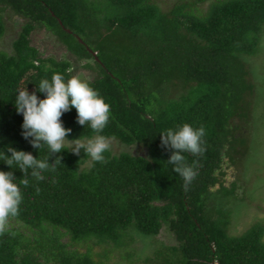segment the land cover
<instances>
[{
  "label": "trees",
  "instance_id": "trees-1",
  "mask_svg": "<svg viewBox=\"0 0 264 264\" xmlns=\"http://www.w3.org/2000/svg\"><path fill=\"white\" fill-rule=\"evenodd\" d=\"M168 2L0 0V39L3 16L17 21L9 50H0V151L48 155L22 137L14 101L24 87L43 99L36 89L53 73L79 75L99 92L110 105L102 134L128 149H110L106 163L64 150L44 181L21 185L20 214L0 234V264H108L115 250L114 264H264V220L231 234L250 204L236 180L226 185L264 131V0ZM76 115L61 117L71 129L65 139L91 138ZM184 123L206 132L203 155L184 154L199 161L187 191L159 135ZM0 171L17 183L23 176L3 161ZM164 226L174 244L135 252V238Z\"/></svg>",
  "mask_w": 264,
  "mask_h": 264
},
{
  "label": "clouds",
  "instance_id": "clouds-1",
  "mask_svg": "<svg viewBox=\"0 0 264 264\" xmlns=\"http://www.w3.org/2000/svg\"><path fill=\"white\" fill-rule=\"evenodd\" d=\"M67 71L72 73L73 69L69 68ZM36 91L43 93L44 98L40 99L36 92L29 93L25 87L18 90L14 107L17 114L23 117L22 137L34 149L46 146L48 155L44 159H38L31 153L18 151L10 146L0 151V161L10 169H19L23 174L17 183L12 171H0V234L6 232L10 221L20 214L23 201L21 185L27 188L29 178L41 182L46 179L44 173L55 172L62 160L57 154L68 150L79 156L83 150L91 161L106 163L104 153L110 151L114 139L102 134L110 120V105L86 79L79 75H70L65 79L64 75L53 73L50 79L40 80ZM72 108L77 113L76 123L87 126L94 133L91 138L65 139L71 134V129L63 126L61 117ZM159 135L160 146L171 152L166 163L173 166L172 171L182 178L183 187L187 191L198 175L199 161L193 159L189 163L184 154L192 157L203 155L206 150L203 139L206 135L205 128H194L184 123ZM52 156L56 158L49 164ZM39 191L36 188L37 194Z\"/></svg>",
  "mask_w": 264,
  "mask_h": 264
},
{
  "label": "rangeland",
  "instance_id": "rangeland-1",
  "mask_svg": "<svg viewBox=\"0 0 264 264\" xmlns=\"http://www.w3.org/2000/svg\"><path fill=\"white\" fill-rule=\"evenodd\" d=\"M165 1L168 2L169 0ZM3 17L4 22H6V32L4 37L0 39V50L8 51L13 38V32L17 26V21L8 20L7 15ZM262 59L263 55H259L258 58L255 59L256 66L259 67L262 65ZM259 104L262 106L264 103ZM261 106L258 107L260 108ZM253 138L255 140L253 139L254 141L250 144L251 147L247 160L238 169V172L232 171L231 169L227 171L226 176V185L229 186L232 179L236 180L237 185H239L237 193L239 196H243V198L248 200L250 204L246 210L240 213V216L233 219L230 233L234 235L243 232L254 221L264 220V131H255ZM110 149L115 153L120 150L128 151L127 148H124L115 141H112ZM129 151H132V149L129 148ZM152 243L154 247L157 245H171L174 244V239L164 226L157 236L144 240L135 238L131 246L135 249V252H138L144 257L151 254L153 250ZM100 250L101 247H94L95 252ZM119 257V253L115 250L111 253L108 264H114L119 260Z\"/></svg>",
  "mask_w": 264,
  "mask_h": 264
}]
</instances>
